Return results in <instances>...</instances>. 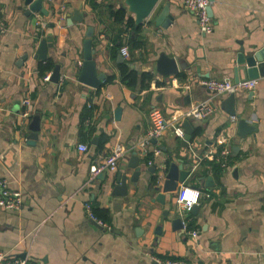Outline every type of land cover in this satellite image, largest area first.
<instances>
[{
  "label": "crops",
  "instance_id": "crops-1",
  "mask_svg": "<svg viewBox=\"0 0 264 264\" xmlns=\"http://www.w3.org/2000/svg\"><path fill=\"white\" fill-rule=\"evenodd\" d=\"M110 3L125 6L134 17L124 0H96L95 6L89 0H43L46 13L28 14L23 0H0V178L23 197L19 209L0 207V249L40 264H157L152 255L194 264H264V73L252 76L254 86L233 91L234 115L223 104L229 92L215 93L196 81L251 77L237 54L264 43V0H211L213 28L205 32L182 0H157L140 22L142 44L127 41L134 35L129 27L119 33L128 54L113 43L122 23L113 19ZM164 4L170 14L166 24L157 15ZM77 11L78 20L71 17ZM88 25L96 71L105 74L95 86L78 78ZM49 28L46 58L59 64L57 80L50 78L53 67L39 72L42 59L34 55ZM161 52L175 58L176 72L156 69ZM121 63L138 71L133 84L121 79ZM143 70L152 72L145 85ZM26 96L29 114L23 116ZM207 98L215 104L209 116L172 122L184 133L189 122L187 145L170 122L159 137L140 144L152 107L169 121L175 109ZM36 115L39 129L28 140ZM240 118L252 127H239ZM118 143L127 150L115 169L93 176L90 165ZM80 144L87 149L80 150ZM225 144V165L206 156L191 170L192 149L199 154L213 149L216 155ZM133 154L141 168L135 182L130 180ZM181 158L189 169L183 183L201 191L197 207L187 214V227L197 230L196 236L171 221L176 191L154 189L162 185L169 162ZM119 174L125 175L122 189L115 188ZM158 192L164 203L155 200ZM87 202L105 221L88 215Z\"/></svg>",
  "mask_w": 264,
  "mask_h": 264
},
{
  "label": "built area",
  "instance_id": "built-area-1",
  "mask_svg": "<svg viewBox=\"0 0 264 264\" xmlns=\"http://www.w3.org/2000/svg\"><path fill=\"white\" fill-rule=\"evenodd\" d=\"M211 0H182L183 5L186 9L190 10L196 17L198 27L201 31H210L213 28V19L211 13H209L208 6ZM0 24L3 21L0 19ZM1 28H3L0 25ZM120 50L123 54H128L127 44H122ZM49 71L44 74V78L49 77ZM198 83L207 86L211 91L215 93L219 92H233L238 88H249L254 86V77H245L238 80H233L230 77H202L197 78ZM24 105L21 115L28 116L29 114V104L30 99L28 96L22 100ZM215 109V104L211 98H207L203 101L190 104L185 108H177L174 110L170 120L166 119L158 107H152L149 110V121L150 126L146 131L144 138L140 141V144L145 146L149 142L150 138H157L162 134V131L166 127L167 123L170 122L177 136L183 137L184 130L181 125H176L173 122L174 119H179L180 117H192V118H205L209 116ZM80 150H86V144L79 145ZM192 149V148H191ZM127 148L125 145L118 143L110 152L105 156L102 161L98 163H92L90 165V172L94 176L95 174L106 170L115 169L117 165L118 158L124 155ZM229 153V147L227 144L223 145L218 153L215 155L213 149L207 150L203 154H199L192 149V154L195 157V162L192 164L191 170L196 167V165L204 158L210 157L211 159H216L221 165H225L227 161V155ZM201 197V191L199 188L188 185L186 183H181L175 194V202L177 205V210L179 211L182 219V227L190 235L196 236L197 230L190 229L187 227V214L193 205L198 204ZM23 197L22 192L11 188L4 178H0V207L9 209H19L22 206ZM87 213L90 217L94 218L93 213L90 209V203H85ZM100 221V220H99ZM101 222V221H100ZM152 258L157 264H194L192 261L184 258H174V257H162L157 255H152ZM0 264H40L37 260L29 256H22L14 253L10 249L3 250L0 249Z\"/></svg>",
  "mask_w": 264,
  "mask_h": 264
},
{
  "label": "water",
  "instance_id": "water-1",
  "mask_svg": "<svg viewBox=\"0 0 264 264\" xmlns=\"http://www.w3.org/2000/svg\"><path fill=\"white\" fill-rule=\"evenodd\" d=\"M26 4L25 12L28 14L30 11L40 10L44 13L47 12V8L43 5V0H23ZM127 5V8L133 12L134 20L136 23L141 22L146 16L151 13V10L155 6L157 0H124ZM168 5L164 4L161 9L159 10L158 18L164 16V20H160L161 23L166 24L170 21V14L166 12ZM209 13H211V7L208 6ZM75 12V9H74ZM78 13V14H77ZM77 13L72 14V18L74 19H81L82 14L79 11ZM78 15V16H77ZM157 18V19H158ZM53 24V22H50ZM93 26L88 25L86 28V37L83 40V59L80 65V70L78 74V78L90 85H97L99 84L104 78L105 74L102 71H96L94 58L92 56L94 48L91 46V34H92ZM50 28L47 30L44 36H41L39 42L37 44L36 50L34 55L40 59H45L47 57V46L52 44V34ZM120 57H122L121 52L118 53ZM237 61L245 63L244 67L249 76H256L259 72L264 73V43L258 46H252L251 48L247 49V52H244L243 48L239 49V53L237 54ZM156 69L163 73L167 74L170 72H176L178 70L177 62L174 57L161 52L158 57L156 58ZM59 76V64L55 63L51 73L50 78L53 80H57ZM235 79H238V76H235ZM234 103V92H229L226 99L223 100V105L225 110L231 114H235V110L233 107ZM118 109L116 113H118ZM246 121L242 118L238 120L239 127H245L250 129L252 126L247 125ZM186 126V131L182 138V143L187 145L190 138H191V127L189 122L186 120L184 122ZM30 133L27 135L28 140H33L39 129V117L33 116L32 120L29 125ZM242 132V131H241ZM133 161L130 164L134 171L132 176L130 177L131 181H136L138 175L140 173V165L138 164L137 156L133 154L132 157ZM183 158L179 159V161H170L168 166L165 169L164 179L162 185H155L154 189L158 190L160 187L161 192H169L170 194H174L175 191L178 190L180 186V182H183L187 174L189 173V169L184 167ZM149 171H154L155 166L149 167ZM102 174V173H101ZM99 176V175H98ZM117 185H115L116 189L126 187L125 175L119 174L116 177ZM172 196V195H171ZM155 200L164 203L165 197L162 193H157L155 195ZM197 207V204L193 205L190 209V212H193L194 209ZM95 222V220H93ZM172 223L174 225L182 227V219L181 215L178 210H175V216L172 218Z\"/></svg>",
  "mask_w": 264,
  "mask_h": 264
},
{
  "label": "trees",
  "instance_id": "trees-1",
  "mask_svg": "<svg viewBox=\"0 0 264 264\" xmlns=\"http://www.w3.org/2000/svg\"><path fill=\"white\" fill-rule=\"evenodd\" d=\"M92 6L96 5V0H89ZM109 6V11L112 14L113 19L117 22V23H122L121 26H118V31H117V42L116 39L114 40L113 43H115V45H119L121 46L122 44H124V41L121 40V36H120V32L124 29V28H130V32L134 31V35L129 36V38H127V41L131 43L132 46H137L143 43L142 38L137 34V31L140 29V22L136 23L134 20V17L131 14L127 13V10L125 8V6L123 5H119V6H114L112 3L108 4ZM54 63L45 58L42 59L38 62V69L39 72L41 74L44 73L45 70L50 69L51 67H53ZM120 71H121V79L123 81H125L128 84H133L136 81V76L138 74V71L135 68L130 67L127 63H121L120 64ZM182 72H178V74H181ZM152 76V72L148 71V70H143L140 72V79H141V84L145 85L146 82L148 81V79ZM112 77H108L106 80H109ZM145 79H147V81H145ZM90 111V107L85 109V114H84V118L86 116H88V113ZM213 166L215 168H218V165L213 163ZM90 209L91 212L93 213V215L102 220L105 221L103 218V215L101 214L100 210L93 205V203H90Z\"/></svg>",
  "mask_w": 264,
  "mask_h": 264
}]
</instances>
